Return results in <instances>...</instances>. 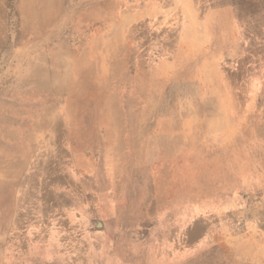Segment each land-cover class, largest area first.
Listing matches in <instances>:
<instances>
[{"label":"rangeland","instance_id":"374dc122","mask_svg":"<svg viewBox=\"0 0 264 264\" xmlns=\"http://www.w3.org/2000/svg\"><path fill=\"white\" fill-rule=\"evenodd\" d=\"M29 1L0 0V141L17 158L27 153L33 171L25 178L38 174L27 183L44 179L41 168L63 164L77 173L82 157L95 156L98 168L109 159L127 184L122 230H135L131 200L138 197L144 231L174 233L173 263L168 240L156 241L164 264H264V60L248 65L252 33L239 31L236 0H202L201 17L200 0H193L190 32H159L179 46L174 61L165 62L164 53L165 63L147 60L141 70L139 54L150 56L157 34L137 26L160 0H106L110 16L99 13L103 0H48L41 16ZM255 3L262 8V0ZM161 26L167 29V17ZM257 37L264 40V30ZM233 61L242 63L240 80L227 66ZM73 83L85 95L73 96ZM89 86L106 94L89 96ZM74 104L83 110L73 111ZM103 104L114 112L98 110ZM152 201L159 218L150 221ZM7 205L0 201V210ZM204 219L219 236L189 247L184 233Z\"/></svg>","mask_w":264,"mask_h":264},{"label":"crops","instance_id":"0c3cea01","mask_svg":"<svg viewBox=\"0 0 264 264\" xmlns=\"http://www.w3.org/2000/svg\"><path fill=\"white\" fill-rule=\"evenodd\" d=\"M236 2L234 16L237 17L239 31L252 33L247 39V57L248 63L250 62L248 65L255 64L258 58L264 60V40L256 38L257 33L264 30V20L263 23L257 21V17H264V0L262 8L256 6L255 0ZM202 4L205 3L200 0V17ZM97 7L100 8L99 13L102 11L104 16L111 15L108 4L106 9V0H103V5L100 2ZM138 10L140 9H137V13ZM147 10V23L137 27L142 31L151 28L153 36L157 34V38H153L150 44L147 52L150 56L147 54L145 59L143 51L139 54L141 60L136 62L137 70H141L140 63L145 65L147 60L161 63L164 53L168 56L165 62L172 63L179 46L176 41L161 39L159 32L166 31L169 36L170 33L176 32L177 27L184 32H190L196 12L193 0H160L157 6L153 3ZM90 12L91 10L87 12L88 17ZM165 17L167 29L161 26ZM180 17L183 20L178 23ZM199 31L202 32L201 27ZM203 31L206 32V29ZM204 43L206 42L200 39V46ZM88 46L94 48V43ZM109 48H113V45ZM227 66L232 77L238 80L243 78L242 63L233 61L228 62ZM255 70L256 68L253 70L254 75ZM88 80L95 81V78ZM78 85L72 84L73 96L85 95L79 93L78 90L83 86ZM253 89V86L248 85L251 95ZM240 90L241 87L237 86L233 94L239 96ZM90 94L101 95L106 92L95 90L93 93L92 87L89 86L87 95ZM80 107L79 104L77 107L74 104L73 111H82L83 108ZM115 109L118 111L123 108ZM98 110L114 112L111 105L104 104ZM223 122L219 120V128L223 126ZM227 122L231 128L239 127L234 126L232 121ZM221 133L222 131H219V138ZM4 143L0 141V161L3 159L4 167L6 166V169L0 171L3 176L2 182L0 181V201L7 199L8 205L7 209L0 210V264H164V260H160V245L156 242L163 238L168 240L165 254L167 262L175 261V242H169L175 239L174 233H160L155 231L154 227L144 231V202L138 200V197L131 200L137 209L135 230L130 233L125 227L122 230L121 224L126 221L128 213L127 184L123 182L120 171L114 174L115 170H112L109 159H105V166L100 165L98 168L95 156L82 157L80 163L77 161V173H67L63 164L56 165L55 169L41 168L45 171L44 179L40 178V182L32 184L27 183V180L38 174L30 173L29 177L25 178L27 172L33 171L31 166L28 169L31 163L26 158L27 153H24V159L17 158L16 153H11L3 146ZM24 151L28 149L24 148ZM150 208L147 218L150 221L159 218L153 201ZM211 226L208 219L195 221L184 233L185 243L192 248L207 245L204 242L219 236L214 230L211 231Z\"/></svg>","mask_w":264,"mask_h":264},{"label":"bare ground","instance_id":"6f19581e","mask_svg":"<svg viewBox=\"0 0 264 264\" xmlns=\"http://www.w3.org/2000/svg\"><path fill=\"white\" fill-rule=\"evenodd\" d=\"M177 2V1H176ZM49 2L48 0H38V1H29L26 3V6L29 5V8H32V9H40L41 11H37L38 13H40V16L42 15V12H44V10L46 9V7L48 6ZM40 6V8H39ZM51 6V5H50ZM49 6V8H50ZM36 10V9H35ZM136 13V12H135ZM46 15H47V12H46ZM258 38V37H257ZM26 99V98H25ZM17 116V115H16ZM60 189V188H59ZM53 193V192H52ZM51 193V194H52ZM195 229V228H194Z\"/></svg>","mask_w":264,"mask_h":264}]
</instances>
